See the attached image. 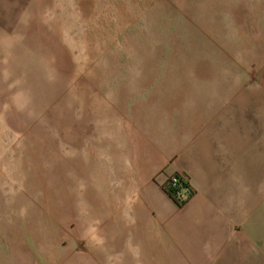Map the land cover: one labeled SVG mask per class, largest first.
I'll list each match as a JSON object with an SVG mask.
<instances>
[{"label": "rangeland", "instance_id": "1", "mask_svg": "<svg viewBox=\"0 0 264 264\" xmlns=\"http://www.w3.org/2000/svg\"><path fill=\"white\" fill-rule=\"evenodd\" d=\"M21 1L0 19V264H159L141 178L188 163L179 114H236L262 83L264 0Z\"/></svg>", "mask_w": 264, "mask_h": 264}, {"label": "crops", "instance_id": "2", "mask_svg": "<svg viewBox=\"0 0 264 264\" xmlns=\"http://www.w3.org/2000/svg\"><path fill=\"white\" fill-rule=\"evenodd\" d=\"M21 3L0 0V19L19 14ZM262 59L264 69V53ZM258 77L262 83L259 79L252 92L242 85L236 114L218 113L220 104L211 95L193 130H181L186 120L179 114L171 155L187 157L188 163L161 164L166 176L161 181L140 177L143 184L153 183L139 212L142 229L150 226L152 211L171 235L166 244H148L159 264H264V76ZM179 168L194 189L182 206L162 187Z\"/></svg>", "mask_w": 264, "mask_h": 264}, {"label": "trees", "instance_id": "3", "mask_svg": "<svg viewBox=\"0 0 264 264\" xmlns=\"http://www.w3.org/2000/svg\"><path fill=\"white\" fill-rule=\"evenodd\" d=\"M178 176V172L170 175L165 182L162 183L163 189L166 193L180 206L184 205L193 195L194 189L192 188L190 182H186L183 179H179L177 184H174L172 176ZM185 191L186 197H181V192Z\"/></svg>", "mask_w": 264, "mask_h": 264}, {"label": "built area", "instance_id": "4", "mask_svg": "<svg viewBox=\"0 0 264 264\" xmlns=\"http://www.w3.org/2000/svg\"><path fill=\"white\" fill-rule=\"evenodd\" d=\"M178 176H179V177H177V176H175V175L172 176V179H173L174 184H177V182L179 181V179H183V180H185L186 182H190V181H189V176H188V175H186V174H184V173H181V172H178ZM181 197H182V198H185V197H186V193H185V191L181 192Z\"/></svg>", "mask_w": 264, "mask_h": 264}]
</instances>
